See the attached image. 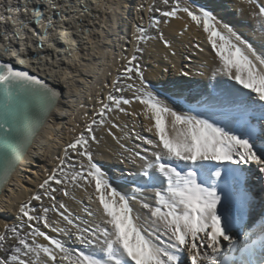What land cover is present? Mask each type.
Segmentation results:
<instances>
[{"label":"bare ground","instance_id":"obj_1","mask_svg":"<svg viewBox=\"0 0 264 264\" xmlns=\"http://www.w3.org/2000/svg\"><path fill=\"white\" fill-rule=\"evenodd\" d=\"M260 5H264V0L253 4L247 0H177L171 5L160 0H0V60L28 69L61 92L49 119L0 195V235L7 232L9 225L25 224L20 209L31 203L35 213L46 215L52 225L41 229L47 235L62 241L69 249L103 257L102 237L87 246L78 239L84 228L107 226L95 182L90 181L87 187L75 191V200H70L71 197L56 199L62 184H56V191L51 192L54 200L47 194L51 189L40 188L62 160L70 172L89 171L87 157L79 154L82 149L72 151L68 144L81 134L87 136L86 126L93 119H101L98 113L102 102L109 104L112 111L106 112L104 124L92 125L96 140H90L88 150L94 156V163L100 161L97 165L104 178L129 198L136 223L150 232L158 225L143 204L156 207V193H166L168 186L167 177L158 168L148 167L156 163L154 154L159 153L161 163L175 167L182 175L195 167L211 170L213 164L229 161L203 160L193 164L168 157L159 142L154 119L150 118L141 99H146L150 93L172 111L208 120L225 131L249 138L258 147L264 145V104H257L261 103L258 95L233 78L235 70L232 76L224 71L203 25L182 10L187 7L196 15L201 14V8L210 11L222 33L230 35L235 43L251 44L256 55L264 56V16L258 14ZM8 7H20L21 12L9 13ZM25 7L27 11H23ZM173 9H179L175 16L164 15ZM137 28L144 29L143 40L137 39ZM194 52L204 55L200 62L191 60L197 58ZM133 55L137 59L129 64ZM141 64L143 80L135 71ZM128 67H133L134 71L127 73ZM185 70L190 74L187 77L194 79V85L180 89V72ZM132 74L136 75L135 80L129 78ZM109 94L130 103L121 104L124 111H120L114 102L107 100ZM167 121L169 134L175 135L177 130L171 127L170 116ZM149 140L151 144L147 143ZM261 158L264 159V155ZM229 163L243 167L233 181L236 192L232 194L225 183L215 187L221 199L226 194L233 197L235 207L239 202L244 210L239 206V215L248 219L244 221L252 235L254 225L264 218V172L259 171L260 166L255 162L248 168L244 163ZM213 180L207 171L202 181L206 187H211ZM39 192L41 200L37 201L33 197ZM60 204L67 209L65 214H70L72 224L59 213L50 218L44 213V208L53 210V205L59 210ZM222 204L217 210L218 213L225 210L221 217L227 225L226 231L234 243L239 242L244 234L242 225L231 222L233 211ZM88 212L93 214L90 216ZM53 227L64 231L54 232ZM160 237L168 241L162 226ZM40 242L54 247L43 237ZM221 243L222 251L230 247L228 241ZM62 255L57 250L58 261L51 262L41 253L39 264H67L59 261ZM29 259L32 264H38L34 255ZM234 264H264V248L259 245L251 257Z\"/></svg>","mask_w":264,"mask_h":264},{"label":"snow or ice","instance_id":"obj_2","mask_svg":"<svg viewBox=\"0 0 264 264\" xmlns=\"http://www.w3.org/2000/svg\"><path fill=\"white\" fill-rule=\"evenodd\" d=\"M249 4H253L256 0H247ZM167 3V0H165ZM179 9L165 12V16H175ZM197 24H202L204 30L208 33L212 47L216 50L217 55L224 65V71L229 76L233 75L245 88L250 89L258 95L261 101H264V56L256 55L255 49L251 44L241 41V44L233 42L230 35L222 33L214 23V16L210 11L203 8L200 9V15H196L187 7L182 9ZM9 13H20V7H8ZM23 11H27L25 7ZM260 16H264V5L259 6ZM49 22V27H51ZM230 31V30H229ZM139 35L138 40L144 39V29L137 28ZM239 40V37L236 38ZM167 43V41H165ZM139 51V49H137ZM137 57L133 55L128 61L132 64ZM127 73L134 71L133 67L127 68ZM135 71L139 74V78L143 80V72L137 67ZM0 84L7 85L9 88L13 84L30 87L34 91H43L49 107L55 99L54 91L48 87L42 80L35 75H29L27 71H18L14 69L10 63H0ZM36 86H39L38 88ZM138 99H140L138 97ZM108 101L114 102V106L120 111L121 104H129L127 99H118L109 94ZM141 103L147 106L150 118L154 119V127L159 137V142L170 158L177 160L191 161L195 164L197 161H229L235 164H248L255 162L259 165V171L264 172V145L256 148L249 138H241V136L225 131L224 128L210 123L205 119H198L194 116H185L172 111L170 108L161 104V102L153 97L150 93L146 99H141ZM112 111L109 104L102 102V107L98 113L101 117L99 121L93 119L92 123L86 126L87 136L81 134L75 142L68 144V149L79 152L81 156H86L89 162V171L87 175L83 173H75L68 177L64 174L63 178H58L57 173L53 172L43 183L40 184L41 189H51L54 182L61 185L64 178L71 181L91 178L95 182V190L98 194L99 204L105 215L106 225L101 228L97 226L95 229L84 228L83 233L78 236L81 244L90 245L97 240L103 238L102 252L103 257L97 258L92 254H86L84 251H76L69 249L65 244L47 235L41 231L39 227L32 230L33 236L43 237L50 241L54 247H46L38 245L33 247L28 244L25 238L20 237L19 243L23 245L26 256L29 254L39 258L41 253L44 254L51 262H57V250L63 255L59 257L60 262L67 264H185L186 260H190L191 264H227V258L223 257L221 241H228L231 247L234 244L233 238L226 231L227 225L222 222V217L218 213V205L221 202V196L215 186L206 187L203 183L197 182V173L195 171L183 174L177 171L175 167H171L167 163H161L159 153L155 155V165L149 164L148 167H156L158 171L167 177L168 186L166 193L157 192L158 205L152 208L149 204H143V207L149 209L151 217L155 218L157 227L153 231L140 226L136 223V217L133 215V208L129 203V198L121 195L115 188L111 186L101 168L93 162L92 154L89 152V143L96 140L92 125L97 123L104 124V116L106 112ZM171 117V127L176 131L175 135H170L168 131L167 117ZM8 124L5 114L0 113V129H4ZM12 128L9 124L5 130L4 136L0 137V147L5 144L11 146L15 143L11 137ZM138 139H143L138 137ZM147 143L151 144L149 140ZM67 153V149L65 150ZM260 152L261 155H258ZM139 156V153H136ZM18 160V156L15 157ZM146 159V157H141ZM64 161L62 160L59 171L63 173ZM145 175L148 172L145 171ZM218 179L221 176L220 171L214 173ZM47 194L51 199H55L51 192ZM65 196L69 195L67 190L62 189ZM33 199L41 200V195L37 194ZM131 199H135L132 197ZM56 209V205H53ZM22 215L27 218L26 222L36 221L42 222L44 227H52L47 216L31 215L30 209L25 204L20 209ZM49 211L44 208V213ZM67 209L63 204L59 205V215L68 224H72L73 220L70 214L66 215ZM87 211V210H86ZM93 213L88 212V215ZM161 226L168 241L161 240ZM52 230L64 231L63 229L53 227ZM8 231L16 233V228L10 227ZM91 237V238H90ZM264 239V238H262ZM5 240V236L0 235V242ZM205 245L207 250H205ZM17 252L21 249L17 248ZM187 251L188 255L185 256ZM12 261L16 264H32L29 260H21L19 256H13ZM0 264H8L7 259H0Z\"/></svg>","mask_w":264,"mask_h":264},{"label":"water","instance_id":"obj_3","mask_svg":"<svg viewBox=\"0 0 264 264\" xmlns=\"http://www.w3.org/2000/svg\"><path fill=\"white\" fill-rule=\"evenodd\" d=\"M0 63H10L18 71H27L29 75H35L42 80L55 93L52 106L49 107L47 98L43 91H34L30 87L13 84L10 88L0 84V113L5 114L8 124L4 129H0V137L4 136L7 127L11 126V137L15 143L11 146L5 144L0 147V195L12 175L19 167L32 142L40 132L45 122L49 119L52 110L55 108L61 92L53 84L41 78L37 74L22 68L9 61ZM37 88L39 86H36ZM18 156V160L15 158Z\"/></svg>","mask_w":264,"mask_h":264},{"label":"rangeland","instance_id":"obj_4","mask_svg":"<svg viewBox=\"0 0 264 264\" xmlns=\"http://www.w3.org/2000/svg\"><path fill=\"white\" fill-rule=\"evenodd\" d=\"M160 1L161 2H165V0H160ZM173 1L176 3L177 0H172V1L171 0H167V2H169V3H165V4L171 5L173 3ZM159 10H161V8ZM194 54H195V56L197 58H192L191 60H194L195 59L196 62H198V60L200 62L201 61V57L202 56L204 57V55H198V54H196V52H194ZM194 54H193V56H194ZM139 70H141L144 73L143 65L142 64L139 67ZM180 74H181L180 75V78H179L180 81H181L180 87H179L180 89L189 87L190 85H194V81H193L194 79H192V78L189 79V77H187V75H190V74H186V70H185V72L184 71L180 72ZM135 77H136L135 74L134 75L132 74L131 76L129 75V78H131L132 80H135L136 79ZM127 78H128V76H127ZM186 79L190 80L191 82L188 84L187 82L184 81ZM181 87H183V88H181ZM189 90H191V88ZM254 103H256V102H254ZM257 104H264V102L261 101V103L259 102ZM93 157L94 156H92V158ZM96 162H97L98 165L100 164V161L96 160ZM106 164H109V163H106ZM110 168L112 169L113 167H110ZM125 171H126V169H125ZM79 172L80 173H83V174L86 173L85 175H87V172H84L82 170L79 171ZM56 173H57V177L58 178H63L64 174H66L69 177L71 174L74 175L75 173H78V172H77V170H75L74 172H70L69 171V168L63 166V173H61L59 171V168L56 169ZM90 181H92L90 177L88 179H82V180H78V181H71V180H69L67 178H64L63 184L61 185V187L57 191L56 199L58 201H60L61 199H64L65 197H71L72 199L69 198L70 200H75L76 199L75 191H78L81 187H83V188L87 187ZM55 186H56V184L54 182H52L51 189H54ZM62 189L67 190L68 193H69V195L65 196L63 194ZM48 190H50V189H48ZM44 191H45V189H44ZM248 193H249V197H250V191H248ZM39 195H41L40 192H39ZM27 205H28L29 209L31 210L30 211V214L31 215L41 216V215L35 213V211H34V205L33 204L27 203ZM48 209H49V211L47 213H45V214H47L49 218L52 217L53 215H57L59 213L58 212V209L57 210H54V209L52 210V208H49V207H48ZM21 217H23L25 219V222H24L25 224H21L20 226H16V225L12 224V225H9L8 226V228L14 226L16 228V232L19 235H17L16 233H13V232L7 230V232L3 235V236H5V240L2 241V242H0V259H7L8 264H16V262L12 261V257L13 256H19L21 260H29V261H31L29 258L32 256V254H29L27 256L24 254L26 252V249H24L23 245H21L19 243L20 237L25 238L26 241L28 242V244L32 245L33 247H36L38 245H43L40 242L41 239H42V237H38V236H33L32 235V230H33L34 227H39L40 230L43 229V227H44L43 223L42 222H39L38 223L36 221L26 222L27 221V218L24 217L22 215V213H21ZM17 248H20L21 251L20 252H17L16 251ZM187 255H188V253H187ZM187 255H185V256H187ZM185 264H191L190 260H186L185 261Z\"/></svg>","mask_w":264,"mask_h":264}]
</instances>
